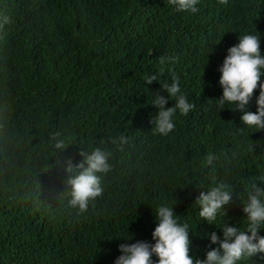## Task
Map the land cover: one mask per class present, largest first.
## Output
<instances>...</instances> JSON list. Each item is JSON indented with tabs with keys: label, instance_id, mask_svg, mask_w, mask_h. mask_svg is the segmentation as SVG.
I'll use <instances>...</instances> for the list:
<instances>
[{
	"label": "trees",
	"instance_id": "obj_1",
	"mask_svg": "<svg viewBox=\"0 0 264 264\" xmlns=\"http://www.w3.org/2000/svg\"><path fill=\"white\" fill-rule=\"evenodd\" d=\"M197 7L193 14L167 0H0V18L10 21L0 27V264H113L118 244L151 242L160 203L189 224L188 254L203 259L216 246L208 235L222 230L194 203L217 182L232 191L219 219L242 224L241 200L264 173V129L216 107L218 68L242 34L260 36L264 55V0ZM173 54L175 63L159 64ZM161 68L158 80L144 81ZM172 73L194 107L160 136L151 100ZM53 131L64 149L52 147ZM121 134L126 142L114 143ZM94 147L111 153V170L102 195L77 216L66 168Z\"/></svg>",
	"mask_w": 264,
	"mask_h": 264
},
{
	"label": "clouds",
	"instance_id": "obj_2",
	"mask_svg": "<svg viewBox=\"0 0 264 264\" xmlns=\"http://www.w3.org/2000/svg\"><path fill=\"white\" fill-rule=\"evenodd\" d=\"M177 12L196 13L199 0H167ZM9 18H0V27L8 24ZM226 55L218 71L219 85L222 94L216 98V107L239 110L240 121L249 129H264V55L261 54L260 36L246 33L239 35L238 42L226 49ZM176 55H163L159 57V64L175 63ZM148 74L144 77L147 84L159 79L160 72ZM259 82V83H258ZM162 92H157L151 100L158 111L152 117L153 131L160 136H167L175 128L174 117L177 113L187 115L194 105L188 101L182 92L179 77L171 74V82L160 83ZM259 88L255 96L256 111L248 110L247 106L253 100V92ZM174 103L167 106L168 101ZM49 139L54 149H64L65 140L59 131L49 133ZM126 142L121 134L114 139V143ZM83 159L72 165L68 163L66 171L72 173L66 183L70 186V199L68 204L76 210L77 216L85 213L90 202L102 195L104 188L102 176L111 170V153L100 147L90 151H81ZM212 156H208L211 163ZM232 199V191L223 182H217L208 190L201 191L195 199L198 206V215L209 224H216L222 235L215 231L208 235L211 245L203 259L191 257L189 252V224L179 220L173 206L160 203L154 211L155 227L151 233V242L136 240L135 242L120 243V254L113 264H242L252 257H264V173L256 177L246 189V196L241 200L242 212L245 218L242 224L229 225L220 217L226 216L227 205ZM125 241L130 240L124 238ZM155 256L157 259L153 260Z\"/></svg>",
	"mask_w": 264,
	"mask_h": 264
}]
</instances>
